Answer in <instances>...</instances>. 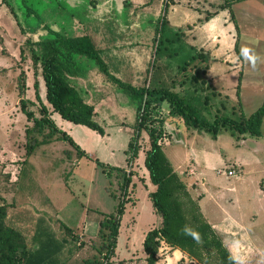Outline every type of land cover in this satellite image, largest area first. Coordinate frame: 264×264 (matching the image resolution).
<instances>
[{
    "label": "rangeland",
    "instance_id": "374dc122",
    "mask_svg": "<svg viewBox=\"0 0 264 264\" xmlns=\"http://www.w3.org/2000/svg\"><path fill=\"white\" fill-rule=\"evenodd\" d=\"M9 2H13L17 19L9 3L0 0V54L14 55L11 68L19 71L9 77L20 84L26 80V71L34 67L32 39L50 34L49 28L67 36L87 34L112 74L136 87H167L187 98L207 120L216 116L237 120L249 117L263 102L264 63H258L253 70L238 56L242 46L255 41L252 46L264 57V0H243L231 6H227V0ZM166 5L164 26L157 36V20ZM29 11L32 13L28 16ZM214 14H220L215 21L218 28L213 32L207 27L205 33V17L210 19ZM78 60L83 71L98 69L93 59L82 56ZM98 86L99 94L106 93L99 118L108 123L114 141L111 146L123 160L128 142L135 138L137 102L114 83L102 79ZM110 103L114 108L111 115L104 110L111 107ZM27 107L37 112L31 104ZM20 110L18 102L16 107L9 104L6 111L0 112V129L8 132H0V194L10 205L7 218L11 217L26 237L36 232L39 220L40 227L47 226L57 238L68 240L59 254L60 263L93 264L97 260L105 264H146L145 233L159 226L161 220L153 211L144 184L147 181L151 185L144 156L150 147V129L155 127L156 132L161 130L158 141L173 168L231 255L238 254L243 264H264V227L257 226L256 231L252 228L256 216L264 218V118L260 136L224 127L212 135L186 127L168 114L169 107L162 100L143 106L139 115L146 127L133 141L139 147L138 157L123 167L131 171L129 164L136 163L131 171L136 186L129 185L126 191L122 184L127 171L103 168L85 157L74 161L68 157L66 141L56 143L53 150L41 152L38 147L31 152L25 131L33 126V120H22L21 124L17 117ZM59 139L57 134L54 140ZM73 153L77 154L75 150ZM94 155L111 161L100 151ZM229 170L236 174L228 176ZM122 201L126 214L116 253L106 261L102 257L105 249L101 248L104 241L98 232L99 222ZM136 207L139 215H134ZM232 216L245 226L239 227ZM86 217L90 223L85 226ZM228 220L230 224L226 226ZM156 264L199 263L162 242Z\"/></svg>",
    "mask_w": 264,
    "mask_h": 264
},
{
    "label": "trees",
    "instance_id": "16d2710c",
    "mask_svg": "<svg viewBox=\"0 0 264 264\" xmlns=\"http://www.w3.org/2000/svg\"><path fill=\"white\" fill-rule=\"evenodd\" d=\"M2 1L9 3V8L17 19L15 8L12 6L13 2L10 3L9 0ZM240 1L243 0H227L226 3L227 6H231L233 3ZM166 11L167 5L164 6L163 12L157 20L155 29L157 36L161 35L166 19ZM30 13L32 12H27V15L29 16ZM205 18L206 20L209 19L208 16ZM47 29L50 34H46L33 42L36 49L30 50L31 59L34 68L38 64L41 66V75L46 86L47 102L51 105L52 110L59 113L62 118L74 124L84 125L101 135L104 134L103 126L95 119L94 106L85 101L82 92L70 80L71 76L77 75L82 70L78 58L84 56L93 59L98 65V70L110 82L116 84L136 100V123L133 127L135 138L139 137L142 128L146 127L142 123L143 118L140 120V110L143 106L156 100L165 102L169 107L168 114L176 116L186 127L204 130L212 135H216L224 127L230 128L239 134L249 133L252 136H260L264 118V99L262 104L249 117H241L237 120L227 116H216L212 121L207 120L199 115L198 109L187 98L180 96L167 87H136L113 75L104 59L99 55L98 48L95 47L87 34L67 36L65 32L59 33ZM37 88L38 85L35 80L34 89L36 98L39 101ZM239 88L240 85L238 84L237 89L239 90ZM24 89L25 83L19 84L18 90L21 97L24 94ZM19 103L27 119L33 120V126L26 128L25 131L28 141L27 148L31 152L44 141L37 139L38 136L44 138L47 136L51 139L57 133L60 139L67 141L79 155L89 158L70 136L56 127L48 116L49 112L46 106L41 104L38 109L40 116H36L34 111L27 107V100L20 98ZM45 126L50 128L47 134H44L45 129L43 128ZM160 135L161 130L156 132L155 127L150 129V147L145 151L144 156V166L149 172L150 182L155 186V189L149 192V198L155 213L161 219L159 226L153 227L145 233L143 251L146 264L157 263L158 251L162 242L187 254L199 264H236L222 238L204 216L197 200L191 196L185 182L174 170L158 141ZM135 138H131L128 142V148L126 149L128 162L138 157L139 147L136 141L133 143ZM92 160L103 168L125 171L124 168L110 166L98 159ZM131 174V172H128L127 176L124 175L123 190L127 191L132 181ZM9 206L3 201L0 194V264H62L60 263L59 254L68 240L65 237L57 238L54 233L49 231L47 226L40 227L41 222L39 220L35 229L36 232L31 237H26L16 225L17 223L11 217L7 218ZM124 212L125 207L122 201V203L117 204L114 212L104 215L99 222L100 229L98 232L104 241L101 248L105 249L102 257L106 261H111L115 256ZM63 226L66 230H69V227L65 224ZM185 227L199 233L200 243L183 233ZM105 263L97 260L93 262V264Z\"/></svg>",
    "mask_w": 264,
    "mask_h": 264
},
{
    "label": "crops",
    "instance_id": "0c3cea01",
    "mask_svg": "<svg viewBox=\"0 0 264 264\" xmlns=\"http://www.w3.org/2000/svg\"><path fill=\"white\" fill-rule=\"evenodd\" d=\"M0 9H3L2 4H0ZM220 14L212 15V17L204 23L205 30L208 29L207 27H209L213 22L217 21ZM0 19H1V16H0ZM2 23L0 22L1 25H2ZM205 33H207V30ZM26 35H29V34L26 33ZM76 36H78V35H76ZM7 41L5 42L6 45H7ZM32 41L35 42L37 40L32 39ZM33 47L36 49L35 45ZM13 57H14V55H13ZM13 57H12L11 53H10L9 57L8 56L5 57L4 55L0 54V106H1L0 112L6 111V108L9 106V104H13V106L16 107V104L19 102L20 98H24L25 100L28 101L29 104H31L32 108H37V112L35 113V115L40 116L39 110H38V105L40 107V105L43 104L48 109V112H49L48 116L54 122L56 127L59 130L65 132L68 136H70L73 139V141L79 146L80 150H82L85 154L88 155L89 158H87V159H90L91 161H93L92 159H98L99 161H101L105 164H109L110 166H114V167H120V168L126 167V162H127L126 158L128 156L126 154V150H124L125 158L123 160L121 157L119 158L116 155L115 149H113L111 146L114 143V141L110 138L109 130H108V123L106 124V121H101V119L99 118V114H98L100 111V106L102 105V103H104L103 98H104V96H106V93H104L103 91L101 94H99V92L97 91L99 89L98 85H99L100 81H102V79L104 82L110 83V81L106 78V76L104 74H102L98 69L90 67L89 69H87L85 71L81 70L77 75L70 77L72 84L82 92V95H83L85 101L88 104H91L94 106L95 119L99 120L100 122H103L102 126L104 128V134L101 135V134L97 133L96 131H94V130H92V129L84 126V125L74 124L73 122L62 118L59 113L52 110L51 105L47 102V99H46V86H45V81L41 75V66L39 64L36 68L31 67L30 70L26 71V73H25L26 74V80L24 82L25 83V89H24L25 91L21 97L19 94V90H18V86L20 83L16 82L15 79H12L13 76L15 75L14 73H18V71H19L18 68H16V69L11 68V66H12L11 60L13 59ZM15 59H16V57H15ZM11 73H13L12 78L9 77ZM104 77L106 79H104ZM35 80L37 81V85H38L37 92L39 95V101L36 98V92L34 89ZM131 84L133 85L132 82H131ZM133 86H135V85H133ZM147 86L150 87V84H148ZM151 88H158V87L152 86ZM96 92H98V93H96ZM110 105H111V107L104 108L105 112L108 111L109 115H111L112 109L114 110L113 105L111 103H110ZM17 117L19 120H21V124H22V120H23V123H24V121L27 120L26 115L22 112V110H20L17 113ZM0 132H2L1 133L2 135H6V133H8V132H6V129H3V128L0 129ZM48 132H49V130H45L44 134H47ZM130 132H132V128L129 127L128 134ZM56 135L57 134H54L52 139H49L46 136L44 138V141L40 145H38L36 148L39 147L41 152L47 151L49 149L53 150L56 143H59V142L63 143L62 141H64L62 139L54 140V137ZM130 137H131V135H129V140H130ZM108 142L110 143L109 147H108ZM68 145H69V147H71V149H70L67 146V150L69 153L68 157L69 156L72 157V159L74 161L77 160V162H78L79 158L85 157L83 155H79V153L76 152L75 148H73L70 144H68ZM101 145H103V147ZM74 150L77 154L73 153ZM99 151L101 152V154L107 156V158L110 159L111 161L105 162L104 159L101 160L99 158H96L94 154H95V152H99ZM73 154H75L77 156L75 157ZM139 158H140V156H139ZM139 158H137V159L139 160ZM138 160H137V162H138ZM69 162H70V160H69ZM131 163L129 165H130V169H132L131 171H133V170H135V164L136 163L133 162V165ZM172 166H173V164H172ZM174 170H176V169L174 168ZM125 171H127V170L125 169ZM131 171H127V172H131ZM131 176H132L131 177L132 181L130 183V186L135 187L136 182L133 179V177H135V176H133V175H131ZM144 184L146 185V189H147L145 194L147 193L146 196L149 198V192L153 191L155 189V186L152 183L150 185L147 181H145ZM147 197H145V198H147ZM257 200H258V202H260L259 199H257ZM135 213H136V215H139V207L135 208L134 215H135ZM260 216H256V218H254V220L252 221V228L254 229V231L257 230V228H258L257 226L261 227L260 225H263V227H264V218H262V216L260 218ZM87 217L83 221L85 223V226H86V224L88 225L90 223L89 218H87ZM231 218H232V220H234V222L238 223V226L239 225L245 226V224L241 223L240 219H235V217H233V216ZM91 219H94V218H91ZM258 219H259V221H258ZM229 221L230 220L225 222L226 226L228 224H230ZM122 222H123V218L121 220V223ZM121 227H120V229H121ZM254 243H255V241H254ZM117 244H118V242H117ZM255 246H256V244H255Z\"/></svg>",
    "mask_w": 264,
    "mask_h": 264
},
{
    "label": "clouds",
    "instance_id": "9594fccd",
    "mask_svg": "<svg viewBox=\"0 0 264 264\" xmlns=\"http://www.w3.org/2000/svg\"><path fill=\"white\" fill-rule=\"evenodd\" d=\"M218 28V25L216 22H213L209 26V30L215 32ZM255 43V41H248L245 46H242L239 50V56L238 58H241L243 61L247 62L249 67L253 70L257 68L258 63H264V57H261L257 52L255 51V48L252 46ZM183 233L187 236H191L193 240H195L197 243H200V235L197 231L185 227L183 229ZM239 251V247L237 245V252ZM236 264H243L242 258L237 254L231 257ZM180 256L177 255V262L179 261Z\"/></svg>",
    "mask_w": 264,
    "mask_h": 264
},
{
    "label": "built area",
    "instance_id": "2783aa9c",
    "mask_svg": "<svg viewBox=\"0 0 264 264\" xmlns=\"http://www.w3.org/2000/svg\"><path fill=\"white\" fill-rule=\"evenodd\" d=\"M236 173H235V170H229L228 172H227V175L228 176H233V175H235Z\"/></svg>",
    "mask_w": 264,
    "mask_h": 264
}]
</instances>
